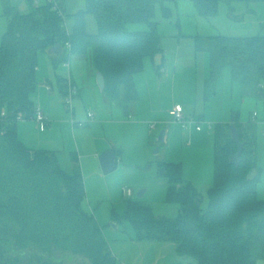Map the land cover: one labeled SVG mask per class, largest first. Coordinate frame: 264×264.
<instances>
[{
  "label": "trees",
  "instance_id": "16d2710c",
  "mask_svg": "<svg viewBox=\"0 0 264 264\" xmlns=\"http://www.w3.org/2000/svg\"><path fill=\"white\" fill-rule=\"evenodd\" d=\"M21 12L12 0H2L8 31L0 44V264H117L102 225L89 212L85 180L73 155V170L66 171L56 152L31 149L18 136L19 114L32 119L37 105V67L41 51L60 44L61 61L91 55L92 65L105 76L104 92L129 107L137 98L135 76L145 61L164 52L158 9L165 19L173 10L167 0H85L84 9L66 13L68 0H47L35 6L25 0ZM205 17L218 14L222 1L191 0ZM95 18L98 31L89 34L86 17ZM67 19H73L70 32ZM132 24L146 29L131 30ZM196 52L209 55L211 77L206 99L216 92V81L226 67L233 79L252 88L264 100V35L250 37L194 36ZM70 44V46H68ZM62 93L68 95V83ZM5 111V116H2ZM243 151L239 166L230 163L237 152L230 124L214 127V185L206 209L196 199L202 195L183 177L180 163H159V174L170 184L168 197L180 204L177 217H158L152 208L129 202L123 219L138 241L168 240L188 264H259L264 260V201L257 195L258 131L253 121L243 124L235 116ZM256 171V175L250 174ZM120 222L119 216H113ZM184 264V263H178Z\"/></svg>",
  "mask_w": 264,
  "mask_h": 264
},
{
  "label": "rangeland",
  "instance_id": "374dc122",
  "mask_svg": "<svg viewBox=\"0 0 264 264\" xmlns=\"http://www.w3.org/2000/svg\"><path fill=\"white\" fill-rule=\"evenodd\" d=\"M12 3L22 12H27L29 9L25 0H12ZM237 4L234 14L242 15V22H236L229 18V4L225 1L220 3L218 14L212 17L200 15L191 0H167L166 6L173 10L171 19L163 18L160 14V9H158L157 20L160 23V31L163 35L162 45L166 53H169V57L167 58H170L171 70L169 74L161 72L162 75L159 76L155 71V67H153L152 59H146L144 71L135 76L139 92L138 106L140 109L137 115L135 114L130 118V121L134 125L129 127L125 124L121 125L120 128L107 124H100L96 127L90 126L95 118L91 119L87 117V113L90 110H93L97 114L100 111H104L105 113L104 108L107 97L99 87L92 90L88 85L89 80L86 78L87 76L76 75V68L73 66V73L80 88V95L74 96L73 105L76 109L78 108V104L84 110L87 109L85 110L87 111L85 118L82 119L77 114L75 120H73L77 124V130L80 129L78 131L79 134H76V139L82 142L84 147L92 151L96 148L102 150L106 142L114 141L122 146L125 154L123 159L119 161L116 170L109 174H104L100 164V157H97V161H93V159L88 160L85 174L83 167H81L86 188L84 207L94 214L97 221L102 225L110 248L117 259V264L167 263L164 262L165 256L168 255L166 246L157 247L159 246L158 244H166L164 243L166 241L162 243H155L160 241H138L135 238L131 224L123 219L129 202H139L149 206L158 217L174 218L178 216L180 204L169 199L168 190L170 184L166 177L159 174V163L164 161L174 163L181 160L184 161L186 166V171L183 173L184 180L187 177L196 176L197 180L200 179L195 185L202 195L200 206L202 209L208 207V191L214 185V127L216 123L211 120V117H209L210 121L205 120L203 122L195 119L194 128L197 123H200L201 128L204 130V135H200L202 140L193 142L192 146H188L187 144L191 143L192 140L189 127L185 129L178 123H173L172 117L169 116L168 112L172 111L176 106L175 103H181L186 111L192 110L193 105L197 102V82L204 75H206V78L208 77V80L211 77L209 55L207 53H195L192 47L195 39L194 37H189V35H196V33L201 36L205 35L203 37L217 34L238 36L261 33L264 35V30L262 31L259 28L257 30L253 29L256 19L260 18L264 20V2H237ZM250 10H256V16L253 13L251 14ZM178 21L180 22L181 31L177 26ZM129 28L131 30H141L147 27L145 25L132 24ZM7 31L8 20L4 16V6L2 0H0V44ZM179 33H183L186 36L182 37L181 57L178 60L179 73L173 87L172 69L177 59V41L175 39L178 38ZM50 59L51 54L49 51H41L39 53V66L42 68V71L38 74L40 85L37 87L33 99L35 100L36 95L41 92L43 99L51 104L58 101L67 103L61 92L57 90V87L55 88V94H50L49 88L43 87L42 78L46 74L48 66L50 68ZM214 84H216V92L218 91V94L215 95L216 92L213 93L206 102L209 113L216 109L219 110V108L223 111L224 108L226 111L232 109L240 112L242 120L245 121H249L250 116L254 112L259 114V120L253 121L257 124L258 131L257 165L260 170V177L257 184V195L260 200L264 199V152L259 150L260 141L264 139L260 123V120L264 118V100L257 98L252 93L251 87L244 86L233 79L230 67H226L222 71ZM149 87L150 90L148 92ZM35 103L37 108L41 106L37 101ZM151 104L155 107L156 115L154 116V113L148 115L150 112L145 109L149 108ZM114 110L117 112L116 115L118 113L123 115L121 109L116 107ZM68 113L70 120H72L70 111ZM159 115L160 117H158ZM233 117L234 114L229 115V120L233 119ZM159 118L165 119L161 121ZM142 121H145L146 124H143ZM168 122L171 126L174 125V127L178 128L180 130L178 132L185 134L182 139L178 133L171 142L159 140L162 132L170 128V125L166 124ZM208 123L212 124L213 130H209ZM151 124L156 125L154 129H150ZM120 130H122L121 133L119 132ZM151 134L153 135L151 136ZM150 142H153L155 147L152 150L149 149L148 159L150 160L145 162L143 159L145 157L144 148L146 149V146ZM60 149L63 151L62 147ZM190 150H193L195 154L187 157ZM102 153L104 154L105 152ZM61 161L62 167L66 171L72 172V166H67L70 160L68 162L62 156ZM79 164L82 166L80 158ZM194 168L198 170L197 173H194ZM128 190H131L132 194L127 195L125 191ZM141 190H146V192L140 196L139 192ZM113 216H119L120 222H114ZM175 256L176 260L174 262H171L170 255L167 256L169 263L188 264L190 261H193L188 257L180 256L177 252H175ZM81 262L79 259L74 260L70 258L63 264H81ZM259 264H264V260L260 261Z\"/></svg>",
  "mask_w": 264,
  "mask_h": 264
},
{
  "label": "crops",
  "instance_id": "0c3cea01",
  "mask_svg": "<svg viewBox=\"0 0 264 264\" xmlns=\"http://www.w3.org/2000/svg\"><path fill=\"white\" fill-rule=\"evenodd\" d=\"M33 1H34V4H37V6H40V5L45 4L47 2V0H33ZM228 4H229V9H230V13L228 15L229 18L232 19L233 21H236V22H238V21L242 22V19H241L242 15H235L234 14V12L236 11V5H238L237 2L236 3H228ZM84 7H85V0H68L67 4H66V13L67 14H73L80 9H84ZM250 11L249 12L251 14L253 13L256 16V10L255 11L250 10ZM73 25H74L73 19H67L66 26L70 32L73 29ZM254 25H255L253 28L254 30H257V28H259L262 31L264 30V20H262L260 18L256 19ZM177 26H178L179 30L181 31V28H180L181 26H180L179 21L177 22ZM86 27H87V31L89 34L93 35V34L97 33L98 26H97L96 20L93 16L88 15L86 17ZM197 35H199V34L196 33V35H189V37L193 38L194 36H197ZM219 35L220 34L207 35V36L210 37V36H219ZM258 35H262V34L261 33H258L256 35L244 34V35L229 36V37H250V36H258ZM184 36H186V35H184L183 33H179L178 38L175 39V41H177V45H176V53H177L176 58L177 59H176V63L173 66V69H172L173 70V81H172L173 87L176 83V78H177L178 73H179L178 60L181 57L180 54H181L182 37H184ZM202 36H205V35H202ZM192 47H193V51L195 53H198V52H196V49H195V40L192 44ZM200 53H204V52H200ZM59 56L60 55L51 54L50 68L48 66V69L46 70V74H44L43 78H42L43 84H44L43 87L49 88L50 94H55V88L57 87L58 88L57 90H59L61 92V95L63 96V98L66 99L62 93V86H61L62 81L61 80L68 83L69 80L71 79L73 84L78 88L77 96L80 95V88H79L78 82L75 79V76L73 73V66L76 68V75L87 76L86 78L89 80L88 85L92 90H95L96 87H99L97 84V73L98 72L94 69V67L92 65V58H91L90 54H88L86 56L85 55H76V56L71 57V59L69 60V62H70L69 66L67 65L68 61H61ZM167 57H169V53H166L165 48H164V52L162 54L156 56L154 59L152 58L153 67H155V71L157 72V74L159 76L162 75L161 72H164L165 74L170 73L171 61H170V58L168 59ZM208 59H209V57H208ZM209 65H210V59H209ZM145 67L146 66H144V69H145ZM41 71H42V68L39 66V57H38V67H37L38 86L40 85V82L38 79V74H40ZM65 71H66V74L64 75ZM182 72H181V74H182ZM207 80H208V77L206 78V75H204V77H202V79L197 82V84H198L197 89H196L197 102H196V104L193 105V109L190 111H186L184 108V111H186V116L188 118L193 117L196 120H199V122H203L205 120L210 121L209 117H211L212 118L211 120L214 121L216 123V125L217 124L231 123L232 119L229 120V115H233V114H234V117L236 116V114H238V118H239L240 122L243 124H246V123H249V122L255 120L254 113H256V112H254L253 115L250 116L249 121L242 120V114L238 111H237L238 112L237 113L236 111H234L232 109H228L226 111L224 108V111H223L221 108H219V110L216 109L215 111H212L211 113H209L207 110V106H206V104H207L206 102L209 100V99L208 100L206 99V82H207ZM135 85H136V90H137V98L133 103H131V105L129 107H126L125 105L120 104L119 102L111 100L106 95L104 90H101L107 97L106 103H105V108H104L105 113H104V111L103 112L100 111L101 113L98 112V114H97V113L93 112V110H90L87 113V117H90L89 115L93 114V117H90V118L91 119L95 118L90 126L96 127V126H99L100 124H107V125L112 126V127H119L120 128L121 125H124V124L127 125L128 127L131 125H134L133 122L130 121V118L135 114L137 115L138 111L140 109V107L138 106L139 92H138L136 80H135ZM149 90H150V87L148 89V92H149ZM217 94H218V91L215 93V95H217ZM210 100H211V98H210ZM35 101H37L41 105L39 107L43 110L45 116L47 117L48 125L45 129H42L40 126H38L36 121H34L33 119L20 120L18 122V136H19L20 140L27 147H29L31 149H47V150L54 151L57 153L60 162H62L61 161L62 156L66 159V161L69 162V160H70V163H67L68 164L67 166H72V168L74 165L73 155L77 154L78 155V162H79V158L82 162L81 167H83L84 174L86 173V166L88 164L89 159H91V160L93 159V161H97V157H101L103 154L102 152H106L108 150H114L116 153V156H117L116 168L118 167L119 161L122 160L124 155H125L122 146L118 145L114 141H110V142H106L104 149L101 150V149L96 148L94 151H92V150H89V148L84 147L83 143L79 142L76 139V134L78 133V131L80 129L77 130L78 129L76 127L77 124H76V122H73V120H75V116L77 114L80 115V118H82V119L85 118L86 112H87L85 110H87V109L84 110V108L78 104L77 109L73 105V112H72L67 103H62L61 101H58L56 103L51 104L50 102L44 100L41 92H39V94L36 95ZM175 105L183 106L181 103H175ZM116 107L123 111V115H120L119 113L116 115L117 112H116V110H114V108L116 109ZM145 109L149 110L150 113L148 115H150L151 113H154L153 116L156 115L155 107L153 106V104H151V106L149 108H145ZM69 111L72 115V120H70L69 113H68ZM171 112L172 111L168 112L170 117H172ZM258 115L259 114L257 113L256 120H259ZM97 117H99V119H97ZM158 117H160V115ZM164 119L165 118H162V119L159 118V120H161V121H163ZM161 121H159V122H161ZM172 122H171V124H173ZM142 123L146 124L145 121H142ZM260 123L262 125L261 128L263 129L262 132L264 133V118L260 120ZM166 124L170 125L169 122ZM209 124L210 123H208V125ZM197 125H200V123L196 124L195 128H194V124L188 126L190 129L189 130L190 131V137L192 138L191 143L187 144L188 146H192L193 142L202 140L200 135H204L203 134L204 130L203 129L198 130ZM210 125L212 126V124H210ZM150 129H154V128H152L150 125ZM209 130H213V126L211 129L209 128ZM178 131H180V130H178V128L174 127V125H172V126L170 125V128H167L165 131L164 140H168V142L169 141L171 142L174 140V138L176 137V135L178 133L180 134V138L182 139L185 134L183 132H178ZM119 132L121 133L122 130H120ZM152 135L153 134H151V136ZM153 144H154L153 142L152 143L150 142V144L148 146H146V149L144 148V156L145 157L143 159L145 160V162H147V160H150V159H148L149 149L152 150V148L155 147V144L154 145ZM260 144L261 145L259 147V150L264 152V139H261ZM61 147L63 148V151H62V149H60ZM192 154H195V152L193 150H190L188 152L187 157L189 155H192ZM164 162H166V161H164ZM171 163H174V162H171ZM176 163H180L182 165L183 173H185L186 166L184 164V161L181 160L180 162H176ZM81 170H82V168H81ZM197 172H198V170L196 168H194V173H197ZM187 178L185 179V181L192 183L194 186L197 184L198 181H200V179L197 180V176L196 177H187ZM145 192H146V190H145ZM261 200L264 201V199H261ZM163 241H166V242H164L166 244H158L159 246H157V247H161L162 245L166 246L167 254L171 256V262H174L176 260L175 252H177L175 244L172 241H168V240H162L160 242H155V243H162ZM151 245H155V244H151ZM173 253H174V255H173ZM168 255L165 256L164 262L165 263L167 262L166 264H171L168 261V257H167ZM151 264H154V263L152 262Z\"/></svg>",
  "mask_w": 264,
  "mask_h": 264
},
{
  "label": "water",
  "instance_id": "95a60500",
  "mask_svg": "<svg viewBox=\"0 0 264 264\" xmlns=\"http://www.w3.org/2000/svg\"><path fill=\"white\" fill-rule=\"evenodd\" d=\"M48 51L50 54L60 55L62 53V47L60 44H56V45L52 46ZM97 84L101 90H104L106 87L105 76L101 72L97 73ZM230 129H231L232 138L237 145V152L230 157V163L232 165L239 166L240 162H241V154L243 151V144L241 142L239 132H238V129H237L236 124H235V117H233V119H232V122L230 124ZM164 137H165V132H162L159 140L163 141ZM100 163H101V167H102L104 174H109V173L113 172L116 169V165H117V156H116L115 151L109 150V151L105 152L100 157ZM255 175H256V171H253L250 174L251 177H254ZM144 192H145V190H141L139 192V195L140 196L143 195ZM199 200H200V198L196 199V203L198 206H200Z\"/></svg>",
  "mask_w": 264,
  "mask_h": 264
},
{
  "label": "built area",
  "instance_id": "2783aa9c",
  "mask_svg": "<svg viewBox=\"0 0 264 264\" xmlns=\"http://www.w3.org/2000/svg\"><path fill=\"white\" fill-rule=\"evenodd\" d=\"M35 6H37V4H35ZM68 46H70V44H68ZM69 64H70V62L68 61L67 65L69 66ZM68 86H69V91H68V95L66 97V102L69 105L71 111L73 112V106H72L73 104L72 103H73L74 96H76L77 93H78V88L73 84L71 79L68 82ZM2 116H5V111H2ZM89 116L93 117V114H90ZM254 118L256 120L257 112L254 113ZM17 119L19 121L20 120H26L25 116L22 113L18 115ZM32 119L34 121H36L38 126H40L42 129H45L47 127V125H48V123H47L48 119H47V117L45 116L43 110L40 107L36 108L35 114L32 117ZM172 119H173L172 120L173 123H178L180 126H182V128H186V127L196 123L195 118H193V117L188 118L186 116L184 108L181 105H176L173 108V110H172ZM155 126H156L155 124H151L152 128H155ZM209 128L210 129L212 128V126L210 124H209ZM197 129L201 130L202 128H201L200 125H197ZM125 193L127 195H130V194H132V191L128 190V191H125Z\"/></svg>",
  "mask_w": 264,
  "mask_h": 264
}]
</instances>
